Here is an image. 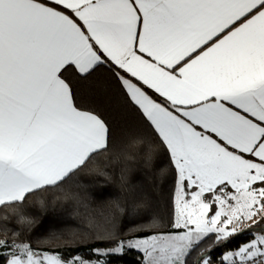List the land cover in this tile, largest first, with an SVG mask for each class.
<instances>
[{
    "label": "snow or ice",
    "instance_id": "snow-or-ice-1",
    "mask_svg": "<svg viewBox=\"0 0 264 264\" xmlns=\"http://www.w3.org/2000/svg\"><path fill=\"white\" fill-rule=\"evenodd\" d=\"M102 69L168 153L167 228L134 220L130 232L151 234L121 239L124 208L110 200L109 211L93 210L103 220L93 239L105 246L91 259L40 251L5 215L0 264H111L130 249L141 264H188L202 244L226 246L244 231L254 238L220 264H264V0H0L5 212L20 216L30 195L61 188L109 151ZM196 264H214L209 248Z\"/></svg>",
    "mask_w": 264,
    "mask_h": 264
},
{
    "label": "trees",
    "instance_id": "trees-1",
    "mask_svg": "<svg viewBox=\"0 0 264 264\" xmlns=\"http://www.w3.org/2000/svg\"><path fill=\"white\" fill-rule=\"evenodd\" d=\"M98 79L100 94L105 99V116L111 127L109 151L61 188L30 195L18 209L23 222L16 213L5 212L0 206V224L7 215L9 228L21 232L20 238L40 251L51 249L65 256L76 253L96 259V253L90 249L105 245L93 239L97 226L103 224L93 210L103 207L109 211L107 202L113 199L124 208V214L117 220L121 239L151 234L150 229L130 232L129 229L135 227L134 220L147 222L154 218L167 228L172 217L175 174L167 151L136 107L127 102L120 82L106 69L101 70ZM149 94L161 99L152 92ZM122 171L128 177L124 184L120 180ZM101 172L106 175L101 176ZM253 238L244 231L226 246L208 241L192 254L188 264H196L199 253L205 248L210 249L214 264H220L227 252L237 250ZM144 259L141 251L130 249L122 258H112L111 264H141Z\"/></svg>",
    "mask_w": 264,
    "mask_h": 264
},
{
    "label": "rangeland",
    "instance_id": "rangeland-1",
    "mask_svg": "<svg viewBox=\"0 0 264 264\" xmlns=\"http://www.w3.org/2000/svg\"><path fill=\"white\" fill-rule=\"evenodd\" d=\"M249 225H251V222H247L246 224H244L243 226H241L242 230L249 227ZM138 250V249H137ZM140 251V250H139ZM143 253V252H142Z\"/></svg>",
    "mask_w": 264,
    "mask_h": 264
}]
</instances>
